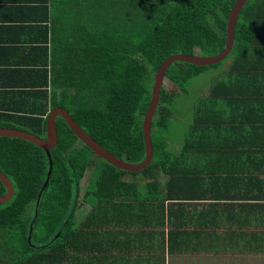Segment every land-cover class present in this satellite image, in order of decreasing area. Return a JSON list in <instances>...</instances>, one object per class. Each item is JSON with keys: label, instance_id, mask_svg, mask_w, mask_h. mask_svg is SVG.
Wrapping results in <instances>:
<instances>
[{"label": "trees", "instance_id": "obj_1", "mask_svg": "<svg viewBox=\"0 0 264 264\" xmlns=\"http://www.w3.org/2000/svg\"><path fill=\"white\" fill-rule=\"evenodd\" d=\"M63 1L53 0L56 9L50 24L60 37L75 40L66 44L62 38H52L50 45L60 52L70 49L66 56L74 61L69 66H52V80L58 81L51 83V95L45 91V111H0V127L45 137L48 110L60 106L109 152L124 161L139 162L145 157L142 121L155 72L174 53L220 52L235 0H68L67 8ZM227 59V66L219 70L226 78L253 77L264 69V0L246 1L237 16L233 47L223 60L206 66L184 61L170 64L165 79L176 89L161 88L151 122L153 157L139 171L122 170L96 155L57 116V144L49 151L52 167L41 191L49 166L46 151L21 137L0 136V172L14 190L0 204V250L4 252L0 264H69L75 259L84 264V259L96 257L97 242L115 241L116 228H127L129 235L142 238L135 242V250L150 247L173 254L183 250L184 244L196 250L197 237L210 228L199 225L206 224L207 218L215 226L247 225L246 229L224 228L220 234L212 231L229 252L264 253V194L246 190V195H237L227 188L245 183L260 189L264 178L241 182L237 177L264 171L263 165L259 160L242 170L224 168L221 174L210 175L208 160L215 145L206 139L205 122L196 118L202 111H212L205 97L193 101L194 125L184 131L186 139L179 149L167 141L168 134L180 132L170 124L182 94L195 95L190 82ZM242 93L243 102L259 98L254 89ZM243 151L234 148L233 152L237 158ZM90 168L88 181L82 182ZM206 175L210 178L205 181ZM207 183L209 187L215 183L212 191ZM5 192L0 181V195ZM206 196L216 199L209 202L219 206L212 210L215 213L193 209L190 202L206 200ZM244 196L251 199L247 211L231 210L234 199ZM150 226L155 231H147ZM151 239L156 243L153 247Z\"/></svg>", "mask_w": 264, "mask_h": 264}, {"label": "crops", "instance_id": "obj_2", "mask_svg": "<svg viewBox=\"0 0 264 264\" xmlns=\"http://www.w3.org/2000/svg\"><path fill=\"white\" fill-rule=\"evenodd\" d=\"M67 2L68 0L62 2L64 8H67ZM55 9L53 0L47 3L45 0H0V111H45V91L51 95L54 92L51 83L58 81L52 80L55 72L52 66L55 65L56 68L69 66V62L74 61L66 56L70 49L60 52L51 48L52 38H62L66 44H71L70 41L75 40L65 38L62 34L60 37L58 31L53 29L55 25L50 24V18ZM220 72L214 73L208 85L201 83L200 90L196 85L194 96L182 94V102L175 107L179 116L174 112L170 124V126L178 125L177 129L180 132L178 135L168 134L167 141H170L171 148L179 149L181 140L186 139L184 131L194 125L193 101L202 96L205 97V104L210 106L212 111L205 113L202 111L199 118L195 117L205 122L208 137L206 139L210 144L215 145L213 158L211 161L208 160L209 168L213 170L210 175L212 173L213 176L219 175L224 168L242 170L247 165L258 163L259 160L264 168V69L253 77L232 75L226 78ZM56 75L55 73L54 77L57 79ZM247 78L251 80L248 81ZM252 89L257 91L259 98L254 96L252 100L243 102L240 96L242 92L247 94ZM196 136L200 142L198 133ZM175 143L178 147H175ZM234 148L243 149V155L236 158ZM259 151L261 153L257 154ZM238 176L241 182L248 181L249 178L251 182L256 176L264 178V171H256L255 174L241 173ZM205 177V181L210 178L208 175ZM214 184L209 187L207 183V187L211 190ZM260 185V189H254L245 183L232 184L227 188L229 193L237 195L245 194L246 190H252L251 194L261 192L260 194L263 195L264 183ZM202 191L204 190H199ZM207 197L209 196H206V200L197 199L190 202L194 205L193 209L215 213L212 210L218 209L219 206L214 207L209 202L216 199H207ZM250 202L251 199H247V196L238 197L234 199L235 204L231 210L247 211L246 203ZM240 203L245 205H238ZM199 225L210 228L197 237L196 250L187 249L185 244L183 250L173 254H169L167 249L161 254L150 247L147 250H135V242L142 238L129 235L127 228H116L115 232L118 236L115 241L97 242L94 252L96 257L84 259L83 262L84 264H258L257 261H260L259 264H264V253L254 254L246 250H242L244 253H231L223 246L221 237L216 240L211 235L212 231L220 234L224 228L246 229L247 225L218 223L215 226L208 218L206 224ZM187 228L190 230L192 226ZM138 230L139 228H135L136 232ZM146 230L155 231V228L150 226ZM151 240L154 242L153 247L156 243ZM147 243L150 245L151 241ZM206 244L213 245L206 249L200 248V245ZM161 257L164 259H160ZM247 258L252 260L248 261ZM78 262L82 261L75 259L69 264H81Z\"/></svg>", "mask_w": 264, "mask_h": 264}, {"label": "water", "instance_id": "obj_3", "mask_svg": "<svg viewBox=\"0 0 264 264\" xmlns=\"http://www.w3.org/2000/svg\"><path fill=\"white\" fill-rule=\"evenodd\" d=\"M246 1L247 0H235L226 20L225 46L220 52L208 56H202L198 54L174 53L165 58L157 69V71L155 72L152 80L151 98L142 121L143 139L145 143V157L141 161L136 163L127 162L109 152L94 138L87 134V132L82 129L79 124L72 118L69 112L60 106H56L50 109L46 116L45 137H39L26 130H21L12 127H0V136L21 137L42 147L46 151L49 157V166L47 177L45 179L41 191L47 185L48 177L51 172L52 162L50 159L49 151L57 144V131L55 126V120L57 116L62 117L66 121L69 128L73 131V133L80 141H82L87 147H89L96 155L105 159L111 165L128 172L139 171L141 169L146 168L153 157V147L151 142V122L157 104L159 102L161 88L163 87V84L165 82V74L168 67L173 61H184L194 63L196 65L206 66L215 64L223 60L230 53L233 47L237 16ZM0 181L6 188V192L3 195H0L1 204L7 202L12 197L14 190L11 181L2 172H0ZM39 197L40 196H38V198ZM28 240H30V236H28Z\"/></svg>", "mask_w": 264, "mask_h": 264}, {"label": "rangeland", "instance_id": "obj_4", "mask_svg": "<svg viewBox=\"0 0 264 264\" xmlns=\"http://www.w3.org/2000/svg\"><path fill=\"white\" fill-rule=\"evenodd\" d=\"M227 62H228V59H227L226 61H224V62H223L220 66H218L217 68H212V69L208 70L207 72H204V73L201 74L200 76L194 78V79L190 82L189 86L192 85L191 88L196 89V85H198L197 89L200 90V87H202V86L200 85L201 83H203L205 86L208 85V84L210 83V81L212 80V76L214 75V73H215L216 71H219L220 69H222V67H224L223 65H225ZM192 83H194V84H196V85H193ZM163 87H166L168 90H175V89H176V87H175L173 84H171V83H169L168 81H166V79H165V82H164V84H163ZM175 112H177V114H178V116H179V112H178V111H175ZM178 127H179L178 125L174 124V128H175V129H177ZM170 130L172 131V129H170ZM167 140H169V139L167 138ZM90 174H91V168H90L88 171L85 172L84 177H83V179H82V182H83V181L87 182L88 179H89ZM7 234H8V233H7ZM2 253H4L3 250H0V255H1ZM247 260L250 261V260H252V259L247 258ZM263 263H264V262H263Z\"/></svg>", "mask_w": 264, "mask_h": 264}]
</instances>
